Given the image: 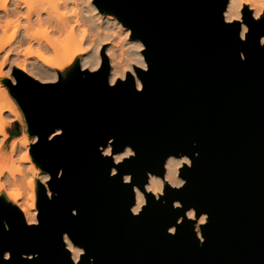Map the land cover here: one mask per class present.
<instances>
[{"label":"water","instance_id":"water-1","mask_svg":"<svg viewBox=\"0 0 264 264\" xmlns=\"http://www.w3.org/2000/svg\"><path fill=\"white\" fill-rule=\"evenodd\" d=\"M228 1L93 0L143 42L146 67L111 83L103 54L54 81L5 80L51 194L37 182L36 223L0 196V264H264V14L228 21ZM169 155L190 159L184 182L134 212V186Z\"/></svg>","mask_w":264,"mask_h":264},{"label":"bare ground","instance_id":"bare-ground-1","mask_svg":"<svg viewBox=\"0 0 264 264\" xmlns=\"http://www.w3.org/2000/svg\"><path fill=\"white\" fill-rule=\"evenodd\" d=\"M245 1L247 0H229L224 12L226 20H240ZM41 2L40 0H0V76L3 74L4 62L7 59L10 60L12 55H17L19 52L23 53L22 55H25L26 58L33 54L41 60V76L42 79L46 80L56 79L58 70L71 63L75 56H80V63L84 69L95 70L102 62V55H107L110 63L109 80L111 83L118 79H124L128 72L136 75L135 66L146 67V61L142 53L143 42L139 38L129 35L130 28H127L126 33H124V24L113 13L100 11L93 0H64L65 12H49L39 6ZM248 2L256 17L261 9L259 0H248ZM43 26L50 29L52 37L38 34L36 28ZM246 30L247 26L242 24V37H244ZM9 31L11 33H8ZM22 48H25V51L21 52ZM8 51L11 52L9 56L7 55ZM49 54H53L54 58H48ZM21 60L18 61L17 66L26 73H32L33 70L30 67L28 68L26 63H23L24 59L23 62ZM36 64L41 65L39 62ZM136 83L138 87H141V82L137 77ZM11 106L12 100L8 95V91L0 87V132L4 133L5 127L9 123L8 119L15 115ZM6 112H8L7 115H5ZM36 138L37 136L33 134L31 142H34ZM23 146H26V140L16 142V144L13 143L10 148L11 160L7 158L10 161L7 163L8 168L5 171L12 172L10 167L16 164L20 166L25 162L24 165L17 167L16 174L18 176H14L15 172L13 170L10 178L14 179V183L22 184L26 182L28 186H32L33 181H26L28 178L27 154L21 156L20 164L17 162L20 160L15 161L18 158L20 159L15 155L17 151H21ZM104 152L110 153V146H107ZM132 152L129 147H126L124 150L115 153L114 158L119 161L124 156L132 154ZM184 163H190L187 156L169 155L165 161L163 176L150 173L144 189L135 185L136 201L133 205V211L138 212L142 208L146 199L145 191H151L158 196L163 192L165 181L173 186L181 185L184 179L179 175V169ZM6 172H3V174L5 175ZM49 176L46 171L45 178L49 179ZM5 177V179L10 180L8 174ZM129 177V175H126V180ZM47 192L51 194L49 188H47ZM18 206L28 223L37 222V207H28L24 203ZM188 216H194L193 209L188 211ZM206 220L207 214L204 213L197 221L196 229L199 235V224ZM65 240L72 257L75 261L78 260L83 248L73 243L68 237H65Z\"/></svg>","mask_w":264,"mask_h":264},{"label":"rangeland","instance_id":"rangeland-1","mask_svg":"<svg viewBox=\"0 0 264 264\" xmlns=\"http://www.w3.org/2000/svg\"><path fill=\"white\" fill-rule=\"evenodd\" d=\"M40 1H42V2L39 3V6L42 7L43 9H46L49 12H54V11L65 12L66 11L64 9V7H63L64 0H40ZM245 2L246 3L244 5H247L252 10V12H254V10L251 7V5L249 4L248 0L245 1ZM259 5H260L261 9L259 10V12H258L256 17H260V16H262L264 14V0H259ZM44 15H46V14H44ZM124 27H125V30H124L125 32L124 33H126V29L129 28V27H127L125 25H124ZM36 30L38 31V34H40L42 36H49V37L53 36L52 33L50 32V29H47L46 26H43V27H40V28L37 27ZM8 33H11V32L9 31ZM129 35H131V30H130V34ZM25 48H22L21 52H23V50L25 51ZM10 54H11V52L8 51L7 55L9 56ZM22 54L19 52V54H17L18 56L17 55H14V56L12 55L10 60L7 59L4 62V65H3V68H2L3 74L0 76V87H1V89L5 88L8 91V95L10 96V98L12 100V106L11 107H12V109L14 111V114H15L14 116L10 117L9 119L7 118L9 123L6 125L4 133L0 132V155H1L0 156V173H1L2 170H4L3 172L5 173L6 172L5 169L8 168L7 163L11 160V158H10V155H11L10 154V148L13 145V143L16 144V142H20L22 140H24V141L26 140V146H23L21 151H17V153L15 155V157H20V159L18 158L15 161L20 160V161H17V162H19L18 164H20L21 156H24V155L27 154L26 160L28 162L26 163V165L28 166L27 167L28 168V170H27L28 178H27L26 181H29V180L33 181V185L32 186H28V183H26V182H24L22 184L13 182L14 179L10 178V176L13 174L12 173L13 170L15 172L14 176L15 175L18 176V174H16L17 173V167H20L21 165H24L25 162H23V164H20V166L16 164V165H14V166H16L15 168H14V166L10 167V170L12 172H6V174H5L6 176L8 174L10 180L9 179L8 180L5 179L6 177L3 174V172L0 174V196L4 197L7 201H9V202H11V203H13V204H15L17 206L20 205L21 203H24L25 206L34 207L35 208V207H37V182L41 181L47 187V180L48 179L45 178L46 171L41 169L35 163V161L32 159V156H31V153H30V146H31V143H32L31 142V138H32L33 135H31L29 133L28 124H27V121H26L25 114H24L22 108L20 107L19 103L17 102V100L14 98V96L10 92L9 86L5 83V80L6 79H11L12 81H15L14 70L15 69H20L17 66L18 65L17 63H18V61L20 62L21 59H22L21 61L23 62V59H24L23 63H26L27 67L28 68L30 67L33 70L32 73H27V74H29L30 76H32L35 79H38L41 82L54 81V80H56L59 77V75H61L62 77H65L67 72L72 68V66L76 62L80 63V56H75V58L72 60L71 63H69L66 66H64L63 68L59 69L56 79L46 80V79H42V76H41V72H42L41 69H40V68H42V62H40L41 60L38 59V57H35L33 54L31 56H28L27 58H26L25 55H22ZM8 56H6V57H8ZM17 57H19V58H17ZM48 58H54L53 54H49ZM26 59H28V61H26ZM31 62H33V63H31ZM38 62L41 64V65L39 64L41 67L38 66V64H36ZM80 66H81L82 69H84L82 67L81 63H80ZM7 114H8V112L5 113V115H7ZM0 126H1V124H0ZM11 126L15 130L16 129L18 130V132L20 133V136H16V137H14L12 139V141H7V142L4 143V137L7 136L8 130H9V128ZM29 143H30V145H29ZM7 158H9L10 160L7 159ZM13 158H14V156H13ZM2 175H4V176H2ZM16 179H18V178H16Z\"/></svg>","mask_w":264,"mask_h":264},{"label":"crops","instance_id":"crops-1","mask_svg":"<svg viewBox=\"0 0 264 264\" xmlns=\"http://www.w3.org/2000/svg\"><path fill=\"white\" fill-rule=\"evenodd\" d=\"M16 136H20V133L18 132V130L14 129L12 126L9 128L7 136L4 137V143L7 141H12V139Z\"/></svg>","mask_w":264,"mask_h":264},{"label":"snow or ice","instance_id":"snow-or-ice-1","mask_svg":"<svg viewBox=\"0 0 264 264\" xmlns=\"http://www.w3.org/2000/svg\"><path fill=\"white\" fill-rule=\"evenodd\" d=\"M201 219H203V218H201Z\"/></svg>","mask_w":264,"mask_h":264}]
</instances>
